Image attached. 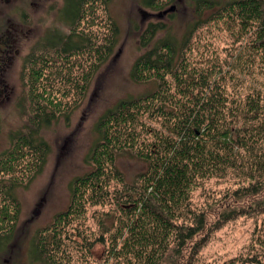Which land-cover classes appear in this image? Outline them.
<instances>
[{
    "label": "trees",
    "instance_id": "trees-1",
    "mask_svg": "<svg viewBox=\"0 0 264 264\" xmlns=\"http://www.w3.org/2000/svg\"><path fill=\"white\" fill-rule=\"evenodd\" d=\"M102 1L107 0H64L60 19L70 31L51 30L26 56L22 78L30 90L33 125L27 124L25 133L11 134L15 137L0 158V175L24 168L25 159L28 170L41 166L49 146L39 138V131L62 110L54 82L60 78L79 86L113 53L117 25L102 44L82 26L94 19ZM162 1L143 3L156 10ZM193 7L192 21L181 37L163 21L150 22L142 31L144 50L130 75L135 82H154L155 87L118 100L100 115L85 158L90 168L70 182L67 209L32 235L31 262L94 264L92 250L101 243L106 246L105 264H178L188 245L189 258L194 260L212 233L227 222L264 214L262 96L230 92L221 71L197 68L188 55L200 28L235 15L243 31L253 30V47L264 59V0H193ZM75 69L79 74H74ZM125 154L145 163L132 181L117 165ZM228 175L239 181L226 197L246 201L223 210L209 223L208 212L191 202L193 189L206 179ZM115 181L120 187L112 189ZM104 204L114 206L107 211L88 210V205ZM18 205L12 187L1 181L0 252L13 240ZM262 244L263 252L237 256L226 264H264Z\"/></svg>",
    "mask_w": 264,
    "mask_h": 264
},
{
    "label": "rangeland",
    "instance_id": "rangeland-1",
    "mask_svg": "<svg viewBox=\"0 0 264 264\" xmlns=\"http://www.w3.org/2000/svg\"><path fill=\"white\" fill-rule=\"evenodd\" d=\"M161 3L154 10L147 8L143 0L102 1L94 11V19L82 24L86 32L96 36L97 44L105 43L113 33L112 27L117 25V45L90 80H82L79 86L60 78L54 82L56 98L63 101L62 110L39 131V138L49 146L41 166L38 167L39 163L35 169L28 170L25 159L24 168L0 175L3 186L12 187L20 210L13 240L0 252V264H37L30 261V239L39 227L52 222L58 212L67 209L70 182L89 170L85 158L96 138L94 126L98 118L118 100L155 87L154 82H135L130 75L135 60L144 50L140 45L141 33L150 22L163 21L171 24L181 37L187 23L192 21L194 8L193 0H163ZM63 8L64 0H0V35L11 24L24 23L22 42L16 48L19 53L13 50L8 65H2L4 73L0 74L8 83L6 90L0 91V158L12 147L15 136L11 138V134L25 133L26 125L31 124L30 90L25 88L22 78L25 58L46 33L54 29L62 33L70 31L60 19ZM253 40V30L243 31L233 15L200 28L192 38L188 55L197 68L221 71L219 75L225 76L223 82L230 92L242 95L258 92L264 101V59L253 47ZM89 65L87 62L85 68ZM74 74H79L77 69ZM47 111L53 110L47 106ZM117 165L127 181H132L145 168L142 160L129 154L120 156ZM238 181L229 175L206 179L194 187L191 202L207 211V219L213 223L223 210L246 201L226 197L228 190L237 187ZM115 187H120L116 181L111 183V188ZM113 206L88 205V210L90 213L107 211ZM89 222H94L91 216ZM262 243L264 214L241 216L214 231L194 260L189 258L191 245H188L178 264H226L237 256L263 252ZM105 248L101 243L94 246V264H105L102 260Z\"/></svg>",
    "mask_w": 264,
    "mask_h": 264
},
{
    "label": "flooded vegetation",
    "instance_id": "flooded-vegetation-1",
    "mask_svg": "<svg viewBox=\"0 0 264 264\" xmlns=\"http://www.w3.org/2000/svg\"><path fill=\"white\" fill-rule=\"evenodd\" d=\"M23 27L24 23L11 24L10 28L0 35V74L4 73V71L1 70L3 68L2 65H8L13 50H15L22 42L21 37L24 34ZM16 53H19V49H16ZM7 87L8 83L6 82V79L0 77V91L4 92Z\"/></svg>",
    "mask_w": 264,
    "mask_h": 264
},
{
    "label": "water",
    "instance_id": "water-1",
    "mask_svg": "<svg viewBox=\"0 0 264 264\" xmlns=\"http://www.w3.org/2000/svg\"><path fill=\"white\" fill-rule=\"evenodd\" d=\"M175 7H172V9L174 10Z\"/></svg>",
    "mask_w": 264,
    "mask_h": 264
}]
</instances>
